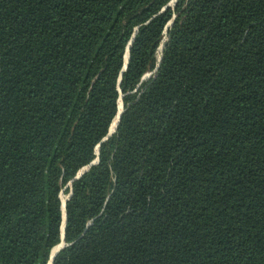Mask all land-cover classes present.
Wrapping results in <instances>:
<instances>
[{
    "label": "trees",
    "instance_id": "1",
    "mask_svg": "<svg viewBox=\"0 0 264 264\" xmlns=\"http://www.w3.org/2000/svg\"><path fill=\"white\" fill-rule=\"evenodd\" d=\"M170 2L0 0V264H264V0Z\"/></svg>",
    "mask_w": 264,
    "mask_h": 264
},
{
    "label": "water",
    "instance_id": "2",
    "mask_svg": "<svg viewBox=\"0 0 264 264\" xmlns=\"http://www.w3.org/2000/svg\"><path fill=\"white\" fill-rule=\"evenodd\" d=\"M175 1L176 0H171V2H170V4L171 5H173L174 3H175ZM162 49V45L159 47V50H161ZM127 52H128V48H127ZM127 56H128V53H127ZM127 59V58H126ZM127 61V60H126ZM126 66V65H125ZM125 66H124V68L123 69H125ZM143 79V78H142ZM119 105H121V109L120 110H118L117 111V114H116V116L114 117V119H113V121H112V123H114V128L112 129V130H110L109 129V132H108V135L107 136H109L112 132H113V130L115 129V126L117 125V123H118V120H119V117H120V114L122 113V111H123V109H122V103H121V101H120V104ZM106 139V138H105ZM96 162V160H94L93 162H91V164L90 165H92V164H94ZM88 168V166L86 167V168H83L81 171H80V173L75 177V178H78L86 169ZM70 193L71 192H69V194L66 196V198L64 199V200H62V195H63V193L61 194V210H62V217H63V221H62V226H61V230H62V232H63V230H64V226H65V222H66V219H65V202H66V199L69 197V195H70ZM64 246V241H63V239H61V242L57 245V246H55V247H57V249H56V251L54 252V253H52L51 252V254H50V260H49V264H51V262H52V260H53V257H54V255L62 248ZM55 247H53V248H55ZM53 250V249H52ZM51 250V251H52Z\"/></svg>",
    "mask_w": 264,
    "mask_h": 264
},
{
    "label": "rangeland",
    "instance_id": "3",
    "mask_svg": "<svg viewBox=\"0 0 264 264\" xmlns=\"http://www.w3.org/2000/svg\"><path fill=\"white\" fill-rule=\"evenodd\" d=\"M151 76V72H147L144 76H143V79L146 80L148 77ZM123 106V105H122ZM123 109V107H122ZM64 195V194H63Z\"/></svg>",
    "mask_w": 264,
    "mask_h": 264
},
{
    "label": "bare ground",
    "instance_id": "4",
    "mask_svg": "<svg viewBox=\"0 0 264 264\" xmlns=\"http://www.w3.org/2000/svg\"><path fill=\"white\" fill-rule=\"evenodd\" d=\"M119 106H121V105H119ZM120 109H121V108H120ZM120 109H118V110H120ZM112 125H114V123L111 124V126H110V130H112ZM56 249H57V247L53 248V250H52L51 252L54 253V252L56 251Z\"/></svg>",
    "mask_w": 264,
    "mask_h": 264
}]
</instances>
